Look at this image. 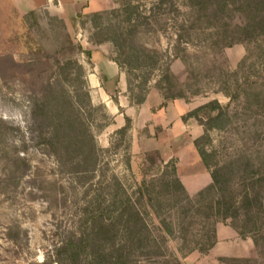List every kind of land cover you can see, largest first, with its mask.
<instances>
[{
	"label": "rangeland",
	"instance_id": "rangeland-1",
	"mask_svg": "<svg viewBox=\"0 0 264 264\" xmlns=\"http://www.w3.org/2000/svg\"><path fill=\"white\" fill-rule=\"evenodd\" d=\"M33 1L0 0V264H59L56 249L70 232L79 231L86 206L80 183L61 171L41 143L40 134L46 128L35 125V100L58 73L64 74L67 88L74 90L65 75L69 56L77 57L88 73L91 65L86 55L71 50L69 37L83 48L86 41L97 44L91 41L95 31L90 23L83 26L81 22L91 12L100 11L103 4L85 0L88 4L81 2L76 11L75 1L52 0L49 10L31 9ZM104 1L110 8L120 6L119 0ZM133 1L149 16V24L137 35V45L150 53L157 51L170 63L180 83L172 79V92L185 89L194 102L218 98L230 105L232 124L212 133L208 147L213 152L211 161L240 164L250 160L259 166L253 179L260 195L256 205L262 208L259 225H264V169L260 167L264 162V109L250 104L257 92L264 91V67H259L264 59V34L249 38L235 29L247 20L244 5L249 0H194V5L193 0ZM234 37L244 42L231 43ZM239 45L244 48L242 56L237 51ZM245 56L244 71L234 76L231 71L238 69ZM255 68L245 83V73ZM160 74L158 68L152 71L151 87L157 86ZM225 83L237 93L232 101L221 91ZM235 83L241 84L238 90ZM78 104L84 107L81 101ZM91 127L105 148L102 169L119 175L129 189L137 181L161 173L159 166L166 162L158 152L133 153L110 129L98 131L92 120ZM129 156L130 168L126 165ZM254 180L243 183L235 177L242 192L245 185L251 188ZM223 223L231 224L232 219ZM247 237L253 240L252 234ZM168 245L176 252L175 240H169ZM255 247L256 256L243 264H264V236ZM183 258L179 255L173 264H183ZM232 258L227 262L234 263Z\"/></svg>",
	"mask_w": 264,
	"mask_h": 264
},
{
	"label": "trees",
	"instance_id": "trees-1",
	"mask_svg": "<svg viewBox=\"0 0 264 264\" xmlns=\"http://www.w3.org/2000/svg\"><path fill=\"white\" fill-rule=\"evenodd\" d=\"M117 2L119 7L91 12L81 24L90 23L95 31L91 41L113 46V59L127 74L130 101L135 105L145 101L151 88L152 71L156 68L161 72L157 87L164 95L163 106L170 99L189 101L185 89L172 92L175 76L170 63L161 57L163 55L159 57L157 51L150 53L137 45V35L149 24V16L133 0ZM244 6L247 20L236 25V31L249 38L264 34V0H249ZM69 38L71 50L84 53L91 65V50L74 44ZM240 42L244 40L234 37L231 43ZM246 60L245 56L231 74L238 76L244 71ZM66 64L65 75L72 80L74 90L67 88L64 74L58 73L35 100V125L46 128L40 134L41 143L61 171L74 176L75 182L80 183L82 199L86 201L79 231L70 232L56 249L57 263L173 264V261L178 262L179 255L183 258L196 250L208 252L217 242V223L228 219H232L231 225L242 238L252 234L255 245L260 246L264 225H259L262 208L256 205L260 195L253 179L259 166L250 160L240 164H214L211 161L213 152L208 148L213 141L212 133L223 131L232 124L229 104L211 99L182 117L184 121L195 119L204 127V134L194 143L211 171L213 182L210 185L190 195L177 174L175 160L171 159L159 166L160 174L145 177L129 189L119 175L102 169L101 155L105 148L99 145L97 132L91 127L92 120L97 123L98 131H103L113 122L112 115L105 104L93 103L84 64L74 55L68 57ZM260 64L259 67H264V59ZM257 69L245 73V83ZM235 85L237 90L241 86L240 83ZM221 91L231 101L237 97V93L230 91L229 84L225 83ZM78 100L84 107L79 106ZM250 104L264 109V91L257 92ZM130 128L131 119L127 117L126 124L114 132L120 143L127 142V148L131 147ZM130 160L131 156L126 161L129 168ZM260 167L264 169V162ZM262 173L264 175V171ZM236 176L243 183L254 180V185L251 188L245 185L242 192L235 183ZM169 240L176 241V252L170 250ZM228 258L222 260L227 262ZM232 260L234 263H227L252 261L247 257Z\"/></svg>",
	"mask_w": 264,
	"mask_h": 264
},
{
	"label": "crops",
	"instance_id": "crops-1",
	"mask_svg": "<svg viewBox=\"0 0 264 264\" xmlns=\"http://www.w3.org/2000/svg\"><path fill=\"white\" fill-rule=\"evenodd\" d=\"M51 1L35 0L30 6L31 9L44 7L50 10ZM71 1H75L76 11L81 2H92ZM97 1L103 4L98 10L112 7L104 0ZM83 45L85 49L91 50V68L87 73L91 99L93 103L105 104L113 117V122L105 129L114 133L126 124L127 117L130 118L129 137L133 153L158 152L165 162L174 159L177 174L190 195L210 185L213 182L211 171L204 164L194 143L196 138L204 134V127L195 119L184 121L182 117L201 104L218 98L202 102L176 98L168 100L163 106L165 99L162 91L152 86L145 101L135 105L130 101L127 74L110 54L111 44L86 41ZM237 49L242 56L244 48L239 45ZM216 229V244L206 253L193 251L188 254L182 259L183 264H228L222 258L256 256L254 241L250 237L242 238L231 224L218 222Z\"/></svg>",
	"mask_w": 264,
	"mask_h": 264
}]
</instances>
